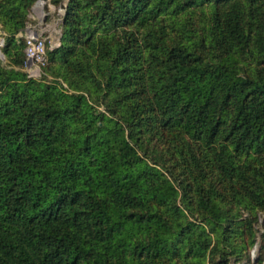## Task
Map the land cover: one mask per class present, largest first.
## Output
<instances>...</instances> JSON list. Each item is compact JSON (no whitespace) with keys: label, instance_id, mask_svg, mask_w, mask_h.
Segmentation results:
<instances>
[{"label":"trees","instance_id":"trees-1","mask_svg":"<svg viewBox=\"0 0 264 264\" xmlns=\"http://www.w3.org/2000/svg\"><path fill=\"white\" fill-rule=\"evenodd\" d=\"M34 2L0 0V264L242 259L264 212V0H69L57 86L24 71Z\"/></svg>","mask_w":264,"mask_h":264},{"label":"rangeland","instance_id":"rangeland-1","mask_svg":"<svg viewBox=\"0 0 264 264\" xmlns=\"http://www.w3.org/2000/svg\"><path fill=\"white\" fill-rule=\"evenodd\" d=\"M69 0H64L62 4L55 5L53 0H36L34 4L28 11V24L24 31L19 32L16 37L22 39L25 43V54L26 62L24 66V71L28 74V77L33 80L42 81L45 77L48 83H52L54 78L48 76L47 68L49 66V54L53 50L60 48L62 44L63 28L62 23L66 15ZM202 13L198 10L191 18L184 21H188L189 25L192 23L195 27H198L196 21L201 19ZM203 19V18H202ZM165 20V19H164ZM182 19H178L181 21ZM183 22V21H182ZM164 24V21L160 24ZM179 25L171 26L167 28L168 33H171V37L176 36L178 33L177 29ZM190 36H199L194 31H192ZM6 33L3 30L2 24L0 23V63H6L4 48H5ZM42 41L45 48V53L41 57H30L27 54L28 41L30 40ZM168 45H171L168 43ZM149 55H147L148 59ZM147 63V62H146ZM46 80V81H47ZM64 87H67L63 83ZM247 214H244L246 217ZM258 222L254 225L255 227V244L246 250L242 259L237 260L233 257L230 264H258L260 260H263L264 264V212H258ZM249 241L250 238H248ZM248 253V254H247ZM248 256H247V255ZM231 257V256H230Z\"/></svg>","mask_w":264,"mask_h":264},{"label":"built area","instance_id":"built-area-1","mask_svg":"<svg viewBox=\"0 0 264 264\" xmlns=\"http://www.w3.org/2000/svg\"><path fill=\"white\" fill-rule=\"evenodd\" d=\"M45 53L44 44L42 41L30 40L28 41L27 54L30 57H41Z\"/></svg>","mask_w":264,"mask_h":264}]
</instances>
